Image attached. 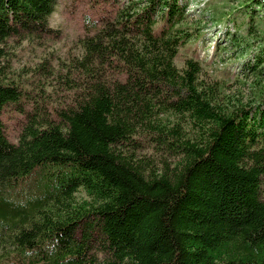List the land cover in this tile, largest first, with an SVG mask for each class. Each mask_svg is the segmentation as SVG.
<instances>
[{
  "label": "trees",
  "instance_id": "1",
  "mask_svg": "<svg viewBox=\"0 0 264 264\" xmlns=\"http://www.w3.org/2000/svg\"><path fill=\"white\" fill-rule=\"evenodd\" d=\"M56 2L0 0V264H264V34L245 101L176 64L198 37L187 0H90L79 52L44 56L25 90L1 59L59 38Z\"/></svg>",
  "mask_w": 264,
  "mask_h": 264
},
{
  "label": "rangeland",
  "instance_id": "2",
  "mask_svg": "<svg viewBox=\"0 0 264 264\" xmlns=\"http://www.w3.org/2000/svg\"><path fill=\"white\" fill-rule=\"evenodd\" d=\"M89 1L57 0L48 23L60 32V36L46 47L28 40L21 43L8 40L1 59V64L7 66L8 75L20 81L25 90H30L35 78L33 68L44 56L64 57L69 51L79 52L76 40L83 34V15L100 17L105 8L104 3L90 6ZM246 10L253 17L256 32L252 35H247L245 29ZM186 12L183 25L195 29L198 37L180 47L176 64L181 66L185 57H192L201 63L204 76L225 84L227 93L245 101L251 100L255 82L248 77L244 64L252 59L258 45L256 39L264 34V6L253 0H187ZM230 35L235 38L233 42ZM246 39L252 42L247 49L236 46L237 42ZM14 107V104H7L2 118L6 136L16 142L21 115L13 110Z\"/></svg>",
  "mask_w": 264,
  "mask_h": 264
},
{
  "label": "clouds",
  "instance_id": "3",
  "mask_svg": "<svg viewBox=\"0 0 264 264\" xmlns=\"http://www.w3.org/2000/svg\"><path fill=\"white\" fill-rule=\"evenodd\" d=\"M49 247H51V246H49ZM26 251H27V254L31 255L32 250H26Z\"/></svg>",
  "mask_w": 264,
  "mask_h": 264
}]
</instances>
